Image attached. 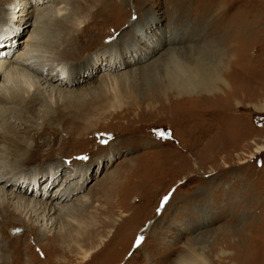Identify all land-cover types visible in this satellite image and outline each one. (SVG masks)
Returning a JSON list of instances; mask_svg holds the SVG:
<instances>
[{
	"label": "rangeland",
	"instance_id": "rangeland-1",
	"mask_svg": "<svg viewBox=\"0 0 264 264\" xmlns=\"http://www.w3.org/2000/svg\"><path fill=\"white\" fill-rule=\"evenodd\" d=\"M11 3L0 2V33L6 28L20 32L13 35L15 49L9 52L13 54L22 46L18 41L31 33L35 14L25 24L24 18L11 17ZM49 3L55 7L65 3L67 17L81 21L76 44L68 47L76 48L79 38L90 47L82 53H66L67 46L63 43L64 50L59 46L64 35L59 32L58 44L50 50L45 48L47 43L38 45L40 53L31 58L48 63L61 60L69 70L85 65L98 51L105 53L102 45L108 44L111 58L121 61L125 42L115 38L119 32L118 37L122 32L129 37L135 27L145 25L151 28L147 29L150 40L160 43L151 59L160 62L156 68L135 69L147 67L151 59L133 62L132 55L125 56L131 64L117 67L111 74L135 72L127 82L117 79L112 94L100 91L83 97L85 106L78 115L64 110L66 113L42 120L43 111L56 112L50 100L60 105L58 94L48 95L46 83L42 86L48 92L40 95L42 103L35 106V115L24 112L17 121L6 116L11 123L16 121L13 124L28 146L36 145L42 154L32 150L24 159L28 161L5 163L10 166L8 171L15 167V172L43 170L46 174L41 179L27 175L30 178L23 187L41 191L47 184L49 195L58 184H65L74 191L81 208L51 222L44 231L50 236L41 237L39 246L35 237L41 228L36 225L42 222L31 218L26 225L16 218L25 224L27 233L13 238L23 227L9 225L12 227L4 234L10 233L13 239L8 244L13 248L6 247L5 255L0 256L13 264H181L192 254L201 264H264V112L253 109L255 105L264 107V0ZM47 17L52 21L51 15ZM145 48L142 52L151 54ZM169 48L174 50L172 58ZM107 61L105 56L100 69L93 65L89 81L93 89L103 88L99 75L108 73L103 71ZM199 64L203 78L193 72ZM182 69L197 74L198 83L219 76L211 86L216 91L199 92L202 83L194 91L174 88L172 82H182L177 79ZM236 101L241 106L236 107ZM5 145H0L2 162L12 156ZM259 146L263 149L256 153ZM48 148L53 150L51 155ZM50 168L59 175L50 177ZM32 181L47 183L36 187ZM3 205L10 208L7 201ZM104 219L108 223L102 225ZM98 225L89 238L87 232L81 237L79 232ZM73 231L79 233L74 235L77 243L69 238ZM57 235L62 240L56 243ZM56 245L61 246L59 251ZM91 249L94 252L82 262V252Z\"/></svg>",
	"mask_w": 264,
	"mask_h": 264
},
{
	"label": "bare ground",
	"instance_id": "bare-ground-1",
	"mask_svg": "<svg viewBox=\"0 0 264 264\" xmlns=\"http://www.w3.org/2000/svg\"><path fill=\"white\" fill-rule=\"evenodd\" d=\"M12 1L13 3L11 4L13 5V7L11 6L12 8H9V9H13V11L10 10L9 12L11 17L13 18L16 16L20 19L24 18L25 24H26L27 20L30 19L35 14V16H33L34 17L33 24L35 25L33 26V29L29 35L22 37L18 41L22 44V46L17 48L13 54L9 53L10 50L12 51L15 49L14 48L15 47V42H14L15 37L13 35L16 34L19 36L20 32H17V31L12 32V30L6 28L0 33V77L2 78L1 84H0V145L2 143L6 144L5 147H8V150L6 149L7 150L6 152L9 153V155H12L11 158L9 156V160L7 162H2L3 155H1L2 149L0 148V231H2L0 232V251H1L0 255L4 254L3 250H5L6 247L13 246V245L8 244L11 239L13 238L17 239L19 238L20 235L25 236V232L27 230V227L25 226V224L26 225L28 224L27 223L28 219L35 218V221H37L38 223L42 222V224L36 225L38 228H41L37 234L38 236L35 237V244L38 245L39 244L38 241L41 239V237L50 236V235L45 234L46 232L45 230L49 229L51 225H53L52 223L54 221H57L60 216L65 217V215H67L68 213L79 211V208H81V204L79 203L80 201L79 200L75 201V197H73L74 191L71 188L69 189L68 186H65V184H62V183L58 184L56 187L52 189L54 193L49 194V195H48L49 186L47 184H46V187L45 188L43 187L41 191H38V190L33 191L32 189L28 190L27 188L23 187L22 185L23 182L28 181L30 176H35L38 178L40 177L41 179L42 176L46 174V172H44L43 170L40 169L39 171L37 170L34 172H29V173L24 172L25 170L15 172L17 169V167H15V169L12 170L11 172L8 171V170H11L8 164H16L26 159V157L29 156V151L33 150L34 153L35 152L36 154L38 153L37 155H40V156L42 155V154H39L40 148L37 147L36 145L35 146L32 145L33 147L31 148L30 146H28L23 136L20 135V128L15 126L13 122L15 123L17 121V118L20 117L24 112L29 111L31 115L36 114L35 106L40 101L42 103V98L40 95H44V93L47 91L45 89L46 87L49 88L48 91L50 90V93L48 95L52 96L53 93L58 94L56 98L58 99L60 98V102H59L60 105H56V103L53 102V100H50L51 98H49L50 107L54 108V110L56 111L55 112L56 114L53 112V110L50 112L49 111L47 112V111H43L42 109L43 111L42 120H47L50 116L54 118V116H56L59 112L66 113L65 112L66 110L72 111L76 115H78V113L85 106L83 97L84 99H86L87 95H91L94 93L95 95H97L98 93H100V91H104L109 94H112L111 90L113 91L115 89L114 87L116 86V83H118L117 79H121L122 82H127L131 73L135 72L134 71L135 69L144 70L146 68H153L154 66H155L154 68H156L160 62V61H155L154 59H151L155 54H157L160 43L150 40V37H148V35L150 36V34L149 32H147V29L149 28V26L146 27L145 25L143 29L140 27L139 28L135 27V29H133V31L130 32L129 37L126 36L128 35V33L125 34L124 32L121 33L123 34L122 36L118 37L120 35V32H119V35L117 36V38H115L116 40L119 41L118 43L125 42V45L122 43L123 46H125L123 51H120V54L123 56L124 60L120 61L119 59H117L118 61H116L113 58H111V52L108 51L110 45L103 44L102 46L104 50H106L105 53L103 52L101 54L98 51L94 55L90 56L88 61H86L85 65L83 66L80 65L79 67H74L71 69L69 68V70L67 66L64 65L63 62H61V60H55L56 63H53V62L48 63L47 62L48 60H45L44 62L38 61L37 59L31 58L32 56L34 57L35 54L40 53L38 50V45L47 43L48 45L45 48L50 50L52 47L58 44V41H56V39L59 38L60 33L64 35L59 40V43H60L59 46L62 47L64 43V45H66L68 48V51H66V53H72L74 55V54L82 53V51L88 50V47H90L89 43L86 41H83L79 37H78L79 44L77 45L76 48L74 46L73 47L69 46L70 48L68 47V45L70 44L72 45L76 44L77 36H75V34L81 25V21L77 17L75 18L70 17V16L67 17L65 11H63L65 9L64 8L65 3L55 7V6H52L51 3H49L51 0H12ZM15 10L17 11L15 12ZM75 11L77 12V10ZM47 15H51L50 20L52 19V21L49 22ZM45 20L46 21L48 20L49 22L48 25L46 24L47 22ZM114 32L115 34L113 35V37L117 35V31H114ZM104 39H106V37ZM130 39L132 40L133 43L131 42L129 43ZM127 42L129 44H127ZM140 44L142 47H139ZM136 47L138 49H136ZM145 47L149 49H146ZM141 48H145V50L147 52H151V54L142 52ZM170 50L171 49L169 48V51ZM111 51L113 52V50ZM169 54H170L169 58H172L174 54V50H171L170 52H168V55ZM129 55L133 56V59H132L133 62H143L149 59H151V62L150 63L147 62L145 64L147 67H137L132 71L128 70L127 72L122 71L121 73L111 74V72L115 71V69L125 68L127 64H131V60L125 58V56H129ZM105 56L108 58V61L106 64H104L103 71L107 70L106 72L108 73L101 72V74L99 75V76H103L100 82V86H102L103 88L99 90L100 87L98 85L96 88L93 89L94 85L90 86L89 81L91 78H93L92 76H93L94 70L97 68L100 69L99 66L102 64V61L105 59ZM110 62H112V64ZM45 63L47 64V66H45ZM93 65H97L94 70L92 69ZM202 69H203V66L199 64L196 67V69H194L193 72L196 73L197 71L199 76L203 78L201 74ZM189 71L182 69L180 71V74L178 76L176 75L177 77H179L177 79H179V81H182V82L178 85H175L172 82V85L174 88L181 89V87H184L188 91H194L195 89L199 87V83L201 84L203 80H201V82L198 83L197 82L198 80L196 81V78L198 77L194 76L197 74L195 73L193 74ZM218 80H219V76L216 77V79H213L212 82L208 81L207 79V81L202 83L203 87L199 88L201 90L199 92L210 93V92L216 91L215 89H212L211 86L214 83V81L216 82ZM46 83H47V86L43 88L42 85ZM83 83L89 85L88 88L80 87L81 84ZM224 86L228 87L227 81H224ZM86 91L88 93H85ZM176 91L178 92V90ZM42 97L44 98L45 96H42ZM41 103H40V106L41 107L44 106V104L42 105ZM239 106L241 105H239V102L236 101V107H239ZM9 107L11 109H9L8 111ZM59 108H61L62 110H60ZM253 109H260V111L262 110L264 112V107H261V106L257 107L255 105L253 106ZM9 114L11 117L15 118L16 121H13L12 123L8 121L9 118L7 119L6 116ZM31 118L32 117H30L29 119ZM5 132H7L8 134L5 135L4 134ZM32 139H33V142L37 140L34 137ZM41 143L47 144V141H42ZM58 149L59 147L55 150L58 151ZM262 149L263 148L259 146V147H256L255 151L256 153H258ZM48 150H49V152H47L48 155H51V152L53 150L52 149L50 150V148H48ZM4 155H5V152H4ZM28 160H24V161H28ZM5 163H8V164H5ZM53 169L50 168V171H48V174L50 175V177L54 178L55 175H59V174H57L58 171L56 172ZM36 173H38L39 176L36 175ZM27 175H30V176H27ZM31 183L33 185H36V187H38L41 185L42 186L45 185L47 181H43V183H41L40 185L37 181H32ZM12 200L15 201L16 204L19 203L20 205L14 204L15 202L14 203L12 202L13 203L12 204L11 203ZM5 201H7V205L10 206V208L5 207V205H3ZM21 206L23 209H21ZM114 206H115V203L114 204L112 203L111 207H114ZM106 208L105 210H107ZM110 210L113 211V209H110ZM110 214L111 213H109V215ZM109 215L106 216V219H108V221H109ZM16 218L18 219L22 218V220L25 221V224L21 222L20 220H17ZM108 221H105L104 219L102 221V225L107 224ZM19 224L22 225L20 226L23 227V232H21L20 234H13V238L10 237L9 232L8 234L7 233L4 234V231H6V229L9 230L10 227L12 226L14 227L15 225H19ZM9 225H12V226H9ZM98 227L100 226L98 225L96 229H89V228L87 230L84 229L83 231L79 233H82L80 235L81 237L82 236L84 237L85 232H87V236L89 238V235L94 233L98 229ZM31 229L34 230L35 228L32 227ZM60 230H61V227H60ZM47 232L49 233V231ZM79 233L77 231H73V234L69 235V238L71 239L72 242L77 243L78 240L77 239L74 240V238H77L79 236ZM74 235H76L77 237ZM4 239H6L7 242H4ZM54 239H55V242L57 243L61 239V236L57 235L54 237ZM59 247L61 246L56 245L55 250L59 251L58 249ZM93 252H94V249H91L88 251L84 250L82 252V255H80L81 261L84 262L88 260V258ZM221 253L224 254L223 252ZM189 256H187L188 259H183L181 261V264H201L197 256L192 255V254ZM3 257H4L3 255L0 256V263L3 260L4 264H13L12 260H4ZM56 259L57 258L55 256V260Z\"/></svg>",
	"mask_w": 264,
	"mask_h": 264
},
{
	"label": "snow or ice",
	"instance_id": "snow-or-ice-1",
	"mask_svg": "<svg viewBox=\"0 0 264 264\" xmlns=\"http://www.w3.org/2000/svg\"><path fill=\"white\" fill-rule=\"evenodd\" d=\"M165 199H167V197H165Z\"/></svg>",
	"mask_w": 264,
	"mask_h": 264
},
{
	"label": "water",
	"instance_id": "water-1",
	"mask_svg": "<svg viewBox=\"0 0 264 264\" xmlns=\"http://www.w3.org/2000/svg\"><path fill=\"white\" fill-rule=\"evenodd\" d=\"M16 230H14L13 232H15Z\"/></svg>",
	"mask_w": 264,
	"mask_h": 264
}]
</instances>
